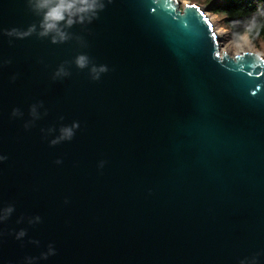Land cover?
<instances>
[{"label": "water", "instance_id": "1", "mask_svg": "<svg viewBox=\"0 0 264 264\" xmlns=\"http://www.w3.org/2000/svg\"><path fill=\"white\" fill-rule=\"evenodd\" d=\"M183 1L104 0L53 43L0 0V264H264V55Z\"/></svg>", "mask_w": 264, "mask_h": 264}, {"label": "clouds", "instance_id": "2", "mask_svg": "<svg viewBox=\"0 0 264 264\" xmlns=\"http://www.w3.org/2000/svg\"><path fill=\"white\" fill-rule=\"evenodd\" d=\"M29 5L40 14L39 32L41 37H50L53 43H63L70 39L71 33L68 31L74 24L91 22L98 16L99 12L104 8V0H28ZM37 30V25H31L24 31H18L17 29L9 30V35L15 34L18 37H24L30 35ZM75 64L77 67L84 69L88 68L92 79H99L100 76L108 70L107 65L91 64L90 58L85 53H80L75 58ZM68 70L61 65L55 75L66 76ZM43 102H40L42 106ZM38 105L34 104L31 107V113L37 115ZM18 110H14L13 114H17ZM27 127V125H26ZM79 127V122L74 121L72 124L62 125L59 129V135L51 140V144H56L63 140H71L75 135V130ZM62 161L57 160V163ZM13 207L8 206L3 210V215H0V219L6 218L13 212ZM39 220V217H36ZM25 231L22 229L17 233V239L23 237ZM55 249L49 247L48 252L42 253V256L46 259L48 255L54 254ZM36 257H27V264H33ZM240 264H256V257L244 258L240 261Z\"/></svg>", "mask_w": 264, "mask_h": 264}, {"label": "trees", "instance_id": "3", "mask_svg": "<svg viewBox=\"0 0 264 264\" xmlns=\"http://www.w3.org/2000/svg\"><path fill=\"white\" fill-rule=\"evenodd\" d=\"M207 11L223 16V22L239 38L243 34L256 41L264 39V0H190Z\"/></svg>", "mask_w": 264, "mask_h": 264}, {"label": "rangeland", "instance_id": "4", "mask_svg": "<svg viewBox=\"0 0 264 264\" xmlns=\"http://www.w3.org/2000/svg\"><path fill=\"white\" fill-rule=\"evenodd\" d=\"M185 0L183 1L184 4ZM214 29L219 36L221 51L227 52L232 56L241 54L246 51H255L264 55V39L252 40L248 34H243L239 38L224 25L223 16L207 11Z\"/></svg>", "mask_w": 264, "mask_h": 264}, {"label": "bare ground", "instance_id": "5", "mask_svg": "<svg viewBox=\"0 0 264 264\" xmlns=\"http://www.w3.org/2000/svg\"><path fill=\"white\" fill-rule=\"evenodd\" d=\"M186 2V1H185Z\"/></svg>", "mask_w": 264, "mask_h": 264}]
</instances>
